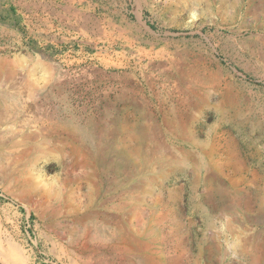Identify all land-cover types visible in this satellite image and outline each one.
I'll use <instances>...</instances> for the list:
<instances>
[{
	"label": "rangeland",
	"instance_id": "374dc122",
	"mask_svg": "<svg viewBox=\"0 0 264 264\" xmlns=\"http://www.w3.org/2000/svg\"><path fill=\"white\" fill-rule=\"evenodd\" d=\"M0 264H264V0H0Z\"/></svg>",
	"mask_w": 264,
	"mask_h": 264
},
{
	"label": "bare ground",
	"instance_id": "6f19581e",
	"mask_svg": "<svg viewBox=\"0 0 264 264\" xmlns=\"http://www.w3.org/2000/svg\"><path fill=\"white\" fill-rule=\"evenodd\" d=\"M13 254V253H12ZM15 254V253H14Z\"/></svg>",
	"mask_w": 264,
	"mask_h": 264
}]
</instances>
